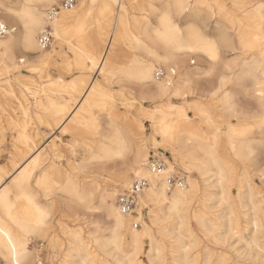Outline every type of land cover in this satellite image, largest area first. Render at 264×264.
Masks as SVG:
<instances>
[{
	"label": "bare ground",
	"instance_id": "obj_1",
	"mask_svg": "<svg viewBox=\"0 0 264 264\" xmlns=\"http://www.w3.org/2000/svg\"><path fill=\"white\" fill-rule=\"evenodd\" d=\"M60 1L61 0H46L48 6H41L36 10L43 24V30L47 26H51L53 36L56 42H58V48L53 49L51 52H46L56 53L57 49H60L62 45L61 41L65 40V36L71 32L76 33L77 29H79L78 32L81 34L84 33L80 39L81 45H92L95 43L100 50L102 44L106 41V30L101 28L96 32V40L94 41V39L86 36V29H84V14L93 8L95 0H78V7L81 6L80 9L77 10L78 7L76 6L70 11L59 13L62 14L60 16L57 14L51 18L49 14L51 8L49 9V7L54 4L57 5ZM242 1L243 0H235L236 3H242ZM24 2H26V0H7L8 4L14 6L22 5ZM34 2L43 4L44 0H34ZM123 3L124 0H107L101 7V11L104 13L105 17L111 15L116 9L113 17H110V19L113 18L114 31L109 43H107L109 46H113L114 44H120L122 41L130 42L133 45V49L141 51L145 56L143 59H134L130 64H127L125 68L119 69L120 81L131 83L134 85L135 89L138 88L137 90L142 100L151 99L154 101H162L165 98H170L172 95L168 97L154 95V81L157 79V73L162 72L163 76L160 77L161 80L167 79L169 76L168 66L165 60L170 57H183L181 59V66L184 67V58H186L187 55H200L203 57V53L183 54L174 50L164 39L157 35V25L151 28L152 24L149 23L148 19H143L137 23L141 29L142 38L134 33H131V36H126L127 33H124V26L126 27L128 25V17L124 15L126 7ZM6 15V12H0V19ZM178 19L182 20L183 17ZM222 21L225 20L222 19ZM56 23L60 25L59 38H57L56 29L54 28V24ZM13 26L16 27L15 24ZM43 30L38 34L39 37ZM69 44L72 45L73 51L76 53V45L72 44V42H69ZM80 50L82 49L80 48ZM83 53L90 63L87 70L93 71L96 69L98 73L102 74L105 63H101V61H98L94 56L89 55L88 52L86 53L83 51ZM248 53H250V56L245 59L253 63H258L259 52H243L242 55L246 56ZM60 54L61 52H59V55ZM33 59L38 61V58ZM93 59L96 61L95 66L93 64ZM104 60L105 58L103 61ZM20 68L19 66H12L10 62L6 63L4 59L0 57V77L9 76ZM82 71H86V69ZM144 73L151 75L153 78L152 81L140 79L139 77ZM133 77L136 78L133 79ZM64 85L73 89L70 99L71 102L59 107L51 93L47 94L46 102L38 100V98L33 95L36 100L35 107L45 109L57 115L55 122L59 124L57 125L58 127L60 126V128L57 127L55 130L56 132L68 121L72 122V127L69 129L65 127V130L70 132L76 131V137H80L86 141L85 145H88L86 152L89 160L92 158L93 154L104 151H115L120 143L130 141L134 138L131 134L134 133L136 138L141 134L140 122H138L136 115L132 114L133 112H131V110H129L127 116L124 114L132 130L130 135L123 133L121 129L118 128L115 117L111 115L110 126L113 132L107 137L101 135L100 145L98 148L95 147L97 146L96 138L99 135L98 126L96 124L97 132L95 135H88L87 128L95 121V118L90 112L92 105L95 103H103L95 91L96 80L94 79L91 82L88 76H82L79 81H73L68 84L62 77H58L55 80H50L46 88L51 91ZM1 89L3 90L4 88L0 86V90ZM76 90H79L77 93L81 96L85 92L84 100L82 99L83 101L80 104H78V101L76 103ZM202 92L204 93V91ZM6 93L7 92H5V94ZM189 95L185 96L182 94L178 96L173 94V96L182 97L184 99L188 98ZM24 101L26 100L24 99ZM216 102L223 109V113L219 118L223 120L226 127V132L224 134L221 133L218 127H213L217 119L214 117L213 112L201 100H195L190 106L188 105L194 110L195 117L199 119V123H196L195 120L187 114L185 106H172L169 103L164 105L163 110L155 111L151 117L155 132L159 135L161 141L163 140L162 130L175 129L177 131L176 151L181 155L183 164L189 167L190 173H192V175L197 174L199 180H197L194 175V177H188L187 180H185L186 185L183 187L176 186L170 188L164 183V178H167L169 175L168 169H166L162 175H147L145 174L147 168L146 165H144L142 169H137L142 170V176L136 177L135 171H130L132 167L131 163H127L124 160L114 159L99 164L105 166V164L110 162L121 163L119 168H123L124 170L122 172L127 173L126 179L128 187L132 185L134 179L144 178L149 181V187L140 196L138 202V216L136 219L137 222H142V230L137 231L133 229L131 218L134 216L123 215L118 208L116 202L118 188L124 187L123 184L117 182L122 178L120 174L115 181V185L110 187L112 195L109 200V206L114 207L119 212V224L115 216L109 219L108 213H98L99 219H94V221L85 226L90 238L86 241L82 237V242L76 240L77 233H80L82 236L80 229H64L63 233L68 237L66 251L70 252L65 257L79 261L80 264H83L84 261H103L104 264H108L109 261L111 264H136L138 261L139 264H143L141 255L144 254V244L148 242L150 250L147 254L150 263L153 261L159 262L161 259L167 260L164 252L168 250L172 257L171 264H209L213 257H215V254L212 253L211 249L208 247H204V240L213 239L218 244L221 242L219 236L216 234V229L223 225L222 220L225 218L228 220V230L224 233L226 236L237 235L240 237L239 239L241 241L244 240L247 245H249V243L257 245L261 243L260 240L264 238L257 233L259 216L258 213L253 210V206L259 207L262 193L260 187L254 183V178L251 180V184H249L248 178L244 176L243 172H240L234 177L231 184H221V173L226 170V162L234 158L235 154L241 150V143L231 136L230 127L233 125V120L226 109V104L223 101ZM73 105H75V107H73ZM20 106L23 108L24 114L27 115V106L25 107L24 104ZM78 107L79 109L77 110ZM129 107L132 106L130 105ZM71 108L77 110L76 116H72L73 112L68 116V112ZM114 114L117 115V113ZM26 125L23 126V130L21 129L22 131H19L10 123L9 129H11V132L17 130L16 134L11 135L13 138L11 142H16L13 143L15 152L11 154V168L8 170H0V228H2L4 232L9 233L13 240L16 239L19 232L17 225L23 224L29 227H35L36 222L41 219V213L50 208V199L41 201L37 191L34 190L35 188L38 189L36 181L40 179V177L46 175L56 183H61L62 180H66L68 173V171H62V168L55 160L47 159V157H44V153H42L46 148L49 149V153H52L51 149L53 145L55 147L54 136L56 133H52L51 136L45 139L44 143H40L27 132ZM203 126H207V130H204L205 127L203 128ZM5 132V129L1 127L0 140L6 139ZM234 148L236 152L233 151ZM170 150L173 155L171 148ZM145 152L148 157L147 148ZM132 159L133 161L135 160L134 157ZM46 160H48V164L42 167ZM83 161L84 160L77 161L76 164L79 165ZM37 172H39V177H36L35 181H33ZM256 177L259 178L258 175ZM230 188H232V193L230 192ZM39 189L45 197L49 198L44 189ZM233 189H236L237 194L233 192ZM101 194H107V192ZM223 204L228 205L229 213L217 217L212 213V210ZM146 205H150L152 208H150L148 217L149 222L145 223L141 219L142 209L146 207ZM70 207L71 206L67 202L63 203L61 214L64 219H68L71 222L82 224L83 217H86L88 214H90V216L92 214L93 216V213H88L83 210L70 211ZM53 215L54 210L50 217L46 219L47 227L44 231L50 227ZM242 218L252 222L251 224L254 226V230L251 232L252 236L249 240L247 239L249 235L248 229L240 225V220H242ZM249 224L250 223L247 222V225ZM182 229L185 230L183 231ZM4 232H0V259L5 260V262L9 264V248L5 245L9 237L5 236ZM156 233L158 235H156ZM45 235L48 237V232ZM184 236H186L187 241H184ZM62 243L63 242L59 238L54 236L48 237V246L53 252L52 257H56L55 250L58 248L61 249ZM185 249H188V251H185ZM222 252L220 255H217V262L226 255V253Z\"/></svg>",
	"mask_w": 264,
	"mask_h": 264
},
{
	"label": "snow or ice",
	"instance_id": "obj_2",
	"mask_svg": "<svg viewBox=\"0 0 264 264\" xmlns=\"http://www.w3.org/2000/svg\"><path fill=\"white\" fill-rule=\"evenodd\" d=\"M48 6L46 0L36 3L34 0H26L22 5L8 4L7 0H0V12L7 15L0 19V57L12 66L24 67L26 62L38 58L41 68H48V61L54 53H47L40 45L39 33L43 30V24L37 15V9ZM157 25V35L168 43L174 50L187 53H203V57L187 55L185 66H181L183 58H167L169 76L161 80L157 74L154 81V95L168 97L175 95L195 96L204 89L206 100L223 101L233 120L230 133L233 139L239 140L241 150L234 158L226 162V170L221 173V184H231L234 177L243 172L251 184L255 176L260 178L261 201L259 207L253 206L258 213L257 233L264 238V0L255 5L249 3H234L233 10L229 11L226 5L217 0H159V3L148 4ZM219 10V11H217ZM242 13V15H239ZM183 17V19H178ZM223 19L231 27L227 31H208L213 21ZM142 19H147L142 18ZM237 22L241 30L237 36L231 33L235 31ZM16 25L14 27L13 25ZM59 23L54 24L57 38H59ZM219 28V24H217ZM19 29V30H18ZM79 31V29H77ZM259 52L258 63H253L240 52ZM204 63L201 65L200 60ZM95 59L93 64L95 66ZM105 63L107 67V62ZM34 71L39 69L33 68ZM136 77H133L135 79ZM145 81H152V76L144 73L139 77ZM130 106L135 103L125 100L121 93L120 99L115 94L105 97V103L101 105V111L115 109L119 104ZM144 116L139 119H148ZM139 122V120H138ZM97 127L95 121L87 128L88 135H95ZM130 141L120 143L115 151H104L93 154L89 160L85 157L79 164L71 165L66 180L56 183L48 176H42L36 181L37 188L44 189L50 199V208L41 213V219L35 227L17 225L19 232L15 240L7 232L0 228L9 238L5 245L9 248V264H80L79 261L69 257L60 259L52 257L45 259L42 255V247L36 243L38 238H46L44 229L47 227L46 219L50 217L57 202H67L70 211L83 210L88 213H108L109 219L117 218L119 224V212L109 206L111 191L98 185L99 173L97 164L118 159L131 163L130 171H135L136 177L142 176V169L148 163L145 149H151L155 141L152 137H146L144 133ZM163 140L156 144L157 147H170L173 151L174 163L181 161V155L176 151L177 131L175 129L162 130ZM159 140V137L156 138ZM85 147H88L86 144ZM236 152L235 148L233 149ZM72 155H75L73 150ZM135 158L133 161L132 158ZM153 169L148 166L145 174L150 175ZM173 171L168 166V173ZM159 175V174H157ZM121 179L117 182L128 187L127 173H121ZM167 184L166 177L164 178ZM135 188V183L132 184ZM107 194H101L105 193ZM76 240L82 242L80 233L76 234ZM249 248L258 249L260 255L253 259L245 250L241 252L239 246L232 249L231 258L223 256L221 260L211 261L209 264H264V241L260 244L249 243ZM188 251V249H185ZM83 264H104L100 262L84 261ZM108 264H111L109 261ZM136 264H139L137 261ZM151 264H168L167 260Z\"/></svg>",
	"mask_w": 264,
	"mask_h": 264
},
{
	"label": "rangeland",
	"instance_id": "obj_3",
	"mask_svg": "<svg viewBox=\"0 0 264 264\" xmlns=\"http://www.w3.org/2000/svg\"><path fill=\"white\" fill-rule=\"evenodd\" d=\"M61 1L58 2L57 5L56 4L51 5L49 9L58 7L59 4H61ZM105 2H107V0H95V5L93 6V8L84 14V21H85L84 29H86V36L90 37L91 39H94L95 41L97 34L96 32H98L101 28L106 30L105 32L106 41L102 44V48L100 50L95 43L92 45L91 44L81 45L80 39L84 33L81 34L76 30V33L71 32L67 34L65 36L66 37L65 40L61 41L62 45L60 49H57L56 53L53 52L54 55L48 62L49 64L48 68H41L38 61H36V59H33V60H29L24 67H21L18 71L11 73L9 76L0 77L2 78L0 79V86L4 88L3 90L1 89L2 91L0 90V104H1L0 128L2 127L6 131L5 132L6 139L0 140V170L1 169L8 170L11 168L10 166L11 165L10 161L12 158L11 154H14L15 152L13 143L16 142H11L13 139L11 135L16 134L17 130H13L11 132V129H9L10 123L11 125H13V127H16L19 131H22L23 126L27 124L26 125L27 132L31 136L35 137V139L40 143H44L45 139L48 136H51L52 133H56L54 136L55 147L54 145L52 146L51 149L52 153H49L48 148H46L42 153H44L45 155L44 157H47V159L55 160L57 164L62 168V171L67 172L70 169L71 165L76 164L77 161L84 160L85 157H88V154L86 152L87 147H85L86 141H84L80 137H76V131L70 132L65 130V127L68 129L72 127V122L68 121L63 126H61V129L57 130L56 132L55 130L59 125L57 122H55V120L57 119L56 118L57 115L45 109L36 108L35 107L36 100L33 97L34 95L36 96V98H38V100H42L46 102L47 94L51 93L55 101L57 102V105L59 107H62L63 105L71 102L70 99L72 96L73 89L64 85L62 87H58L55 90L50 91L49 89L46 88L48 82L50 80H55L58 77H62L64 80H66V83L69 84L72 83L73 81H79L82 76H88L91 82L94 79L96 80L95 91L96 94L101 99V101L103 102L102 104L105 103L106 96L115 94L116 98L120 99L121 93L124 94L125 100L135 101V103L131 104L132 107H129L125 103H121L115 109L109 108L108 111H103V112L101 111L102 104L95 103L92 105L90 112L91 115L95 118V123L97 124L99 131V135L96 138L97 146L95 147L97 148L99 147L101 135L102 136L105 135L107 137L110 136L111 133L113 132V129L110 126L111 115L112 117H115L116 125L118 126L119 129H121L123 133H126L128 135L132 133L131 127L129 123H127L124 115L126 114L127 116L129 110H131V112H133L132 114H135L140 122V126H141L140 132L144 133L146 137H152L153 140L155 141L151 149L148 150V159L152 155L161 156L165 159V163L167 167L166 169H168V166L173 167V171L171 173L178 176H183L185 180H187L188 177H192V176L194 177L195 175L196 179L199 180L198 175L197 174L192 175V173H190L191 171L189 170V167L183 164L182 160L180 162L174 163V157L171 154V150L169 147L156 146V144H158L161 141V138L155 132L151 117L155 111L163 110L164 105L169 103L172 106H185L187 110V114L190 117H192L196 123H199V119L195 117L194 110L191 109L189 106L193 101L201 100L213 112L214 117L217 119V122L213 127H218L221 133L224 134L226 132V127L224 125L223 120L219 118L223 113L222 107H220L216 101L206 100L202 92L204 91V89H201L200 90L201 92L199 91V94L195 96L190 94L189 97L186 99L172 95L170 98H165L162 101H154L151 99L142 100L140 99V95L137 90L138 88L135 89L134 85L131 83L121 82L120 75L118 73L119 69L125 68V66L127 64H130V62H132L134 59H143L145 55L141 51H136L135 49H133L132 48L133 45L130 42L122 41L118 45L114 44L113 46H109L108 43L114 31L113 18L110 19V17L111 16L113 17V15L116 12V9L115 12L111 13V15L105 17L104 13H102L101 11V7ZM210 2L215 3L217 2V0H210ZM219 2L226 5L229 11H234L238 13V10L232 9V5L236 3L235 0H219ZM245 2L254 5L256 3H259L260 0L242 1V3ZM156 3H159V0H124L123 4L126 7V11L124 15L128 17V19L126 18L128 20V25L126 27L124 26V33H127L126 36L127 35L131 36V33H134L135 35L140 36L142 38L143 35L137 23L143 20L142 18L145 17L149 20V23L152 24L151 28L155 27L156 25V23H154L155 18L154 16H152L151 10L147 7V5L148 4L155 5ZM78 5L79 3L77 4V7ZM80 7L81 6H79L77 10L80 9ZM60 15L62 14H59V16ZM239 15H242V13H239ZM221 21L222 19L220 20L219 18L217 19V21H213L211 26L208 28V31H220V30L227 31L231 27V25L228 24L226 21H222V22ZM217 24H219V28L217 27ZM237 24L239 23L237 22ZM237 24L235 26V31L231 33L233 36H237V33L241 30L240 24L239 25ZM69 42H72V44L76 45V53L75 51H73V47L71 44H69ZM238 43H239V37L237 36V44ZM55 48H58V42H56L53 36V43L50 49L47 50V52H51ZM80 48L82 50H80ZM83 51H85L86 53L88 52L89 55L94 56L98 61H102L105 58L104 61L107 62V67H104L103 69L104 71L102 72V74L98 73V70L96 69H94L93 71L87 70L90 63L86 59ZM59 52H61L60 55ZM242 53L243 52H240L239 55L243 56L244 58H249L250 53H248V55L246 56L242 55ZM203 63L204 60L201 59L200 64L202 65ZM33 68H37L39 70L34 71ZM83 69H86V71H82ZM4 90L5 92H7L6 94ZM77 91L79 90H76V103L78 101V104H80L84 100L85 92L81 96L77 93ZM24 99L26 101H24ZM8 103H10L11 105ZM23 104L25 105V107L27 106L26 107V110H28L27 115L24 114L23 108H21L20 106ZM73 107H75V105H73ZM78 109L79 107L77 108V110ZM77 110L75 108H71L70 111L68 112L69 113L68 116L72 112H73L72 116H76ZM114 113H117V115H115ZM144 116H148L150 118L142 119V120L139 119L140 117H144ZM58 128H60V126ZM203 128L204 130H207V126H203ZM157 137H159V140L156 139ZM73 150H75V155H72ZM47 164H48V160L44 161L42 167ZM119 166H121V163L119 162L117 163L110 162L105 164V166H101L97 164L96 170L99 173L97 179L98 185H100L105 189L110 190V187L115 185V181L118 179L119 175L124 170L121 167L119 168ZM36 177H39V172H37V174L34 176L33 181H35ZM134 180L132 181V183L134 182ZM254 183H256L258 187H261L260 180L256 176L254 177ZM128 188H124V187L118 188L117 197ZM34 190L37 191L39 199L41 201H46L49 199L45 197L44 194H42L40 189L35 188ZM230 192L232 193V188H230ZM233 192L237 194L236 189H233ZM150 208H152V206L146 205V207L142 209L141 220L145 223L149 222L148 217L150 214ZM62 209H63V204L57 202V205L54 209V215L51 221V225L45 230V234L48 232V237L54 236L56 238H59L63 242L62 248L61 249L58 248L55 250L56 257H59L60 259H64L65 256L70 253L69 251H66L68 237L63 233V230L80 229L82 232V237L87 241L90 238V236L85 226L91 223L92 221H94V219H99L98 218L99 214L93 213V216L92 214L91 216L90 214H88L89 216L87 215L86 217H83L82 224L71 222L68 219H64L62 217L61 214ZM212 213H214L217 217L221 215H227L229 213L228 205L223 204L222 206L221 205L217 206L213 208ZM137 216L131 218V225L133 229H134L133 222L137 221L136 219ZM223 220H222V224H223L222 226L224 228L221 226L220 228L216 229V234L219 236V239L223 244L220 242L221 243L220 246V243L219 244L216 243L213 239L204 240L205 241L204 247H208L209 249H211V252L215 254V257H213L212 261H216L217 255H220L222 251H223L222 253H226V255H228L231 258V256L233 255L232 249L236 246H239L241 252H244L246 250L249 256H252V253L255 251V256H253L252 258L255 259V257H258L260 255L259 251L256 249L249 248L244 240L241 241L239 239L240 238L239 236L229 235L230 236L229 237L224 234L228 230V220L226 218ZM247 222L250 224L247 225ZM251 223L252 222L247 221L245 218L244 219L242 218V220H240L241 227L248 229V233H249V235L247 236L248 240L252 236L251 232L254 230V226ZM141 230H142V222H141V227L137 231H141ZM182 230L184 231L185 229ZM156 235L158 234L156 233ZM48 237L38 238L36 240V243H38L42 247V255L46 260L51 258L53 254L51 248L48 246ZM184 237H185L184 241H187L186 236ZM262 241H264V239L260 240V242ZM149 250H150V246L149 243L147 242L144 244V248H143L144 254L141 255V261L143 262V264H151L149 260V256L147 254ZM164 255L166 256L168 263L171 264L172 257L171 254L168 252V250L164 252ZM0 264H7V263L5 262V260L0 259Z\"/></svg>",
	"mask_w": 264,
	"mask_h": 264
},
{
	"label": "built area",
	"instance_id": "obj_4",
	"mask_svg": "<svg viewBox=\"0 0 264 264\" xmlns=\"http://www.w3.org/2000/svg\"><path fill=\"white\" fill-rule=\"evenodd\" d=\"M78 4V0H62L61 4L58 7L51 9L50 17L53 18L57 14L63 11H70ZM40 45L46 51L50 49L53 43V33L51 26H47L43 32L40 34L39 37ZM159 78L163 76L162 72L157 73ZM152 166V173L153 175H162L166 170V163L165 159L161 156L152 155L148 159V163L146 164V168L148 166ZM167 185L170 188H174L176 186L183 187L185 185V178L183 176H178L173 173L167 176ZM133 183H135V188L132 185L122 192L117 197V205L118 208L123 215H131L137 216V209H138V202L140 196L143 192L149 187V181L147 179H137ZM132 183V184H133ZM134 229L138 230L141 227L140 222H133Z\"/></svg>",
	"mask_w": 264,
	"mask_h": 264
}]
</instances>
